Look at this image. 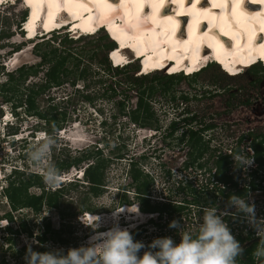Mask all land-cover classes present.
<instances>
[{
	"label": "rangeland",
	"instance_id": "1",
	"mask_svg": "<svg viewBox=\"0 0 264 264\" xmlns=\"http://www.w3.org/2000/svg\"><path fill=\"white\" fill-rule=\"evenodd\" d=\"M25 7V3L18 0H7L0 6V85L7 83L5 87L6 92H9L7 98H10L12 104H19L20 101L24 103L25 98L32 93L34 111L48 118L53 117V121L49 125L44 121L36 120L35 115L26 114V117L15 119L12 129H2L0 125V134L4 131L6 134L17 131L18 138L28 137L24 144L7 138L3 140L0 136V171L3 180L1 185L5 186L8 183V176L15 168L25 170L24 176L30 173L34 174L33 176L38 174L43 188L45 190L47 188L46 193L42 186H32L27 191L29 195H43L44 198L55 195L39 176V169L33 167L29 161L23 163L16 161L15 158L18 149H23V152L27 153L30 145L38 137L34 135L36 132H46V129H50V133L56 135L59 140L58 148L52 156L56 164L82 160L78 167L72 166L69 170L63 171L64 174H69L66 175L69 180L75 174L74 169L83 170L94 162L90 156H93L97 149L101 150L103 159L109 160L104 170L106 188L103 191L105 192L100 193L98 197L89 194V185L82 179L79 184L67 183L60 187L63 191L59 198L57 197L56 209L42 205L39 213H34L28 208L11 213L14 228L24 225L26 232L30 229L36 236L42 232L44 223L49 224L48 239H52L53 243H47V250L49 247L60 248L56 244L57 238L65 240L69 237L70 244L73 241L74 231L80 233L81 239L84 237L82 244L85 243L86 230L83 224L77 222L76 216L79 215L78 217L83 221V214L86 212L98 214L109 209L108 205L116 207L119 202V194L116 190L120 186L129 184L126 173L130 160L136 161L139 156H144L145 159L141 161L144 164L142 170L149 173L154 181L156 180V148H162L160 161L166 164V168L177 169L185 160L184 149L180 148L181 145L177 141L167 140L162 143L160 140L156 141V135L149 138L152 134H156V126L166 127L171 121L195 118V116L212 120L221 116L220 112H223L224 107L229 109L228 113L224 114L228 118L226 120L228 124H232L236 119L238 121L244 119L242 112L236 117L242 105H249L245 112L253 106L260 108L259 112L262 113L258 114L264 116V70L260 68L250 69L232 79L222 75L215 67L209 66L191 78L178 76L166 79L164 77L167 75L154 73L146 75L149 77L142 83L135 82L134 79H138L139 76L132 67L128 66L117 75L106 70L103 61L105 43L100 39V33L92 38L69 42L67 32L60 30L42 35L31 42L26 41L17 28ZM50 51H55V56L53 53L50 54ZM43 55L47 56L44 58ZM64 56L67 59L58 74V81L47 82L49 71L57 57ZM9 73L13 75L12 82L8 79ZM21 74L23 77H20ZM40 87L42 89H39ZM140 97H143L142 101L148 106L149 113L144 115L140 110L138 121L135 122L132 117L137 114ZM2 101L0 95V113L3 112L1 109L3 107L11 114L10 105ZM241 125L237 123L236 126L232 124L229 127L233 131V134L229 135L230 142L251 129L249 124ZM176 134H180V131ZM212 134L208 132L204 140ZM215 136L217 140L210 146L220 145L221 152L225 153L229 148L228 142H225L228 139L222 138V140L219 136ZM121 154L125 156L123 160L117 158ZM263 174L264 168L258 172L262 180ZM255 175L251 177L247 171L242 172L240 176L244 181H241V185L245 186L256 179ZM11 179L13 173L9 180ZM257 181H261L260 177ZM262 183L260 182V186ZM155 186L156 182H153L154 196H156ZM132 190L133 188H129L128 200L131 202V198H134ZM261 192L260 189L248 191L250 202L255 205L256 215L264 209ZM82 202H87L86 207L93 211H86L81 205ZM7 212L9 208L6 201L0 199V218H3ZM139 222L135 218V222L131 224ZM242 224L249 226L245 220ZM14 228H11V232L0 228V264H25L23 257L26 252V236H20L10 241L11 243L7 241ZM38 229L39 232L36 233ZM240 230L244 235L246 234L244 228ZM21 231L24 230L21 228ZM27 241L32 240L27 239ZM33 250L39 249L33 247Z\"/></svg>",
	"mask_w": 264,
	"mask_h": 264
},
{
	"label": "flooded vegetation",
	"instance_id": "2",
	"mask_svg": "<svg viewBox=\"0 0 264 264\" xmlns=\"http://www.w3.org/2000/svg\"><path fill=\"white\" fill-rule=\"evenodd\" d=\"M242 106L243 107L236 113V117H239L242 112L245 116L244 119L239 121L236 119V121L232 124L235 126L237 123L240 125L249 124V128L251 129L247 130L246 133L243 134H240L238 131V134L240 135L234 138L231 142V136L229 135L233 134V131L230 130L229 127L232 124H228L229 122L226 120L228 118H226L224 114H227L229 109L227 110L225 107L222 109L223 112H220L221 116L214 117L212 120H204L195 116V118H184L181 120L171 121L166 127H162L161 125L156 126V134H152L149 138L156 135V141L160 140L162 143L167 140L177 141L178 144L181 145L180 148L184 149L183 152L185 160L177 167V169L166 168V164L160 161L162 148H156L155 181L149 173L142 170L144 169V164L141 163V161L145 159L144 156H139V159L136 161L130 160L127 164L128 172L126 174L129 179V184L126 186H120V188L116 190V193L119 194V202L115 208L117 210H121L119 208L120 205L128 208V211L122 213L119 217V224L121 227H128L131 222H135V218L140 221L135 224V228L129 229L134 240L142 242L145 241V245H147L154 238L169 236L174 240V242L178 243L179 236L177 231L175 229L168 228L169 222L175 219L183 223L186 230L195 231L198 220L202 215L201 209L203 207L210 206L209 204L211 203L218 205L221 210H224L230 195H237V192H240L242 188L247 189L248 194V191L251 189V181L245 186L241 185V181H244L242 178L244 175L240 176V174L245 171H247L251 177L256 174L255 177L257 178L254 179V184L256 185V190H262L261 196L264 198V179L262 180L261 176L258 175V172H260L264 166L263 168H258L255 155L256 145H258L264 137V116L258 114L262 113V111L259 112L260 108L253 106V108H250L247 112H245L246 109L249 108V105ZM173 124H175L174 130L171 129ZM179 131L180 134H176ZM208 132L213 134L204 140V136L207 135ZM214 133L221 139H228L225 140V142H228L227 144L229 148L225 153L221 152L220 145L219 147L210 146L211 143L217 140ZM193 134L194 136L192 137ZM262 145L264 146V143ZM242 149L245 150L246 154L251 155L253 159V164L250 167H238L233 161L231 154L240 152ZM248 150H250V152H248ZM224 156H227V174L231 177V182L236 183L235 187H232L230 183L225 184L223 179L216 176V172L218 170L217 162ZM261 157L264 159V151L263 156ZM90 165L86 166L83 170L79 169V171H77L74 169L75 174L73 176L77 179L76 184H79V182L81 183L82 179L86 180L85 172ZM106 166H108V163L104 164V170ZM104 170L102 173L105 179ZM134 171H137L140 174V178L135 181L132 177ZM254 171L256 172L254 173ZM13 172L16 171L13 170L12 173ZM12 173L8 176V183ZM66 175H68V173L64 174L62 171L60 177L61 183L56 187H49L52 190L53 195L56 193L60 194L63 191V188L60 187L64 186V182L68 183L70 181L66 178ZM258 177H260L261 181H257ZM104 179L101 184L97 185L98 193L96 195L92 194V196L98 197L100 193L105 192L103 191L106 188L104 185ZM1 182L0 188L3 189L2 196H4L8 183L5 187L1 185ZM153 182H156V196H154L152 192ZM260 182H263L261 186ZM137 184L146 188L144 189V187H141L144 190H141L140 192L137 190ZM88 185L90 194L92 193L91 191H93L91 189L93 185L90 183H88ZM220 186H223V188L221 189ZM41 188H43V186ZM129 188H133L132 193L134 198H131L132 202L128 200ZM43 191L46 192L47 188L46 190L43 188ZM252 197H254V195ZM46 198H44V201H46ZM134 204L138 205L140 213L139 217H137L135 213L131 212L135 211ZM146 204H148V206ZM43 206L49 208L46 203H44ZM57 207L58 206L51 207L49 209H56ZM144 208H151L153 211H148ZM227 210L229 214L226 215L224 219L237 240L240 235L245 238V236H247V232L249 231H252L253 239L257 238L254 230L250 226L242 224V222H244V220L246 221V219L241 214H236L235 210L231 208H228ZM91 211H93V209H91ZM262 211L264 212V209ZM262 211L259 212L258 215L255 214L257 219H264ZM93 215L103 217V226L98 229L99 231H104L107 227L111 226L112 220L110 209H105L103 212L98 214L94 213ZM78 216L79 215L76 216L77 222L79 221L81 224H83L82 222L88 223L87 221H89V215L87 212L83 214V221ZM104 222H108V224H104ZM46 225L49 224L44 223L41 234L42 251L47 250V243H53L52 239H48L49 232L46 231ZM242 228L246 231L245 235L240 230ZM247 228L249 230H246ZM84 229L86 230L84 233L85 240H87L92 233L89 228L85 227V225ZM72 235L73 241L70 244L69 237L65 240L63 238L55 239L57 241L56 244L65 250H67L69 246H80L84 241V237L81 239L80 233L77 231H74ZM253 239L241 243V246L243 247V245L246 246V244H250ZM241 258L242 257L239 258V262L241 261Z\"/></svg>",
	"mask_w": 264,
	"mask_h": 264
},
{
	"label": "clouds",
	"instance_id": "3",
	"mask_svg": "<svg viewBox=\"0 0 264 264\" xmlns=\"http://www.w3.org/2000/svg\"><path fill=\"white\" fill-rule=\"evenodd\" d=\"M2 2L4 3L6 1ZM29 12L28 7L26 6L25 18L19 23V34L28 42L39 39L42 35L51 34L54 31L59 32L60 30L67 32L68 37L75 40V42L83 39L84 37H94L103 32L114 43V45L106 52V57L112 68H125L133 65L137 66L136 72L138 76L163 73L167 75V77L183 76L185 78L194 77L201 71L200 70L199 72H195L191 75H186L181 72L169 75L166 72L159 70L142 73V62L134 59L132 53L125 50L120 52L123 57L121 58L122 61L115 63L113 58H111V52L112 50H115L116 44L107 32L101 30L94 34H79L78 32L71 33V29L67 27L71 21L67 16L64 17L62 19L64 21L60 23V25H63L64 27L46 32L43 30L44 27L39 25L36 27L37 29H34L32 36L28 37L29 31L26 29V22ZM124 59L127 64H122ZM207 67L208 66L205 68ZM219 70L222 71L220 68ZM1 109L3 110V112L0 113V125H2V129H12L15 121L26 115L20 107L16 109L17 114H14L12 111L11 114L8 113L3 107H1ZM36 120L39 119L36 118ZM39 121L37 122L40 123ZM34 135L38 137L33 144L30 145L27 153L23 152V149H18L16 151V161L23 163H27V161H29L33 167L40 170L39 176L42 177L44 183H46L50 188L56 187L61 183V172L55 161L52 159V156L58 148L59 140L56 135L46 133L45 131L42 133L36 132ZM0 136L3 140L7 138L12 139V141L16 143L24 142V144L25 140L28 139L26 136L25 138H18L17 131L11 134L8 132L6 134L4 131V133L0 134ZM32 137H30V139H32ZM248 152H250V150H248ZM231 155L234 163L238 167L246 168L253 164L251 155L246 154L244 149ZM13 170L20 173H26L25 170H16L15 168ZM26 170H28L27 167ZM35 175L38 176V174ZM1 181L2 178L0 171V182ZM76 182L77 179H75L74 176H71L68 183ZM65 184L67 183L64 182V185ZM220 187L221 189L223 188V186ZM2 191L3 189L0 188V199H4L6 201L5 197L2 196ZM209 205L210 206H205L201 209L202 215L198 220L195 231L186 230L183 223L175 219L169 222L168 228L175 229L177 231L179 236L178 243L174 242V240L169 236L154 238L147 245H145L142 241L134 240L129 229L135 228L136 225L129 224L128 227H121L119 224L120 215L128 211V208L121 205L119 206L121 210H117L112 205L107 206V208L111 209L112 223L111 226L107 227L104 231L98 230L103 226V218L101 216L88 213V223H82L85 227L91 230L92 234L88 237L84 244L78 247H70L67 250L63 248L49 247L48 250L42 251V232H39V229L36 231V233H40L39 236L34 235L30 229L28 232L21 231L20 227L14 228V222H10L4 217L0 218V228L4 231H8V228L15 229L13 233L8 236V239L6 238L9 243H11L10 241L23 235L26 236L27 239L32 240L28 242L25 238L26 252L23 257L25 264H238L239 258L242 257L244 249L241 246V243L232 234L227 222L224 219V217L229 214L227 209L231 208L235 210L236 214H241L246 219L249 226L254 230L255 235L258 238V242L251 252V258L254 264H264V219L256 218L255 205L250 202V195L247 193L242 196L234 194L230 195L224 210H221L216 204L210 203ZM134 207L135 211L131 212L135 213L136 216L139 217L140 213L138 205L135 204ZM33 244V247H37L39 250L34 251L32 247Z\"/></svg>",
	"mask_w": 264,
	"mask_h": 264
},
{
	"label": "bare ground",
	"instance_id": "4",
	"mask_svg": "<svg viewBox=\"0 0 264 264\" xmlns=\"http://www.w3.org/2000/svg\"><path fill=\"white\" fill-rule=\"evenodd\" d=\"M0 0V6L3 3ZM128 0H22L29 9L26 22L28 37L39 26L41 11L44 28L52 31L64 17L74 23L72 29L89 26L92 20L105 24L114 39L143 55L142 73L157 70L163 58L192 64L206 62L208 55L219 61L226 74L239 72L236 64L250 65L257 57L264 61V0H148L149 12L127 6ZM136 3L146 0H129ZM200 1V4H196ZM171 7H170V3ZM230 8L228 9L229 5ZM163 5V6H162ZM246 5V6H245ZM216 8V10L210 8ZM170 8V9H169ZM174 13V16L169 15ZM56 17V19H55ZM176 25V26H175ZM183 25H187L184 36ZM179 26V28H177ZM92 25L88 27L91 29ZM106 31V28H102ZM187 38L186 40H184ZM206 50L202 57L195 52L198 44ZM115 63L122 60L117 52ZM189 68L187 70H192ZM176 72V66L169 69Z\"/></svg>",
	"mask_w": 264,
	"mask_h": 264
},
{
	"label": "trees",
	"instance_id": "5",
	"mask_svg": "<svg viewBox=\"0 0 264 264\" xmlns=\"http://www.w3.org/2000/svg\"><path fill=\"white\" fill-rule=\"evenodd\" d=\"M22 17H21V21L25 18V11H22ZM18 30H19V25H18ZM101 40L104 41L105 43V52H104V58L103 61L106 64V70H108L109 72L114 73L115 75L122 73V71H124V69L128 68H112L110 66V63L106 57V52L108 49H110L114 43L105 35V33L101 32ZM87 38H92V37H84L83 39H87ZM69 42H74L75 40L69 39L67 40ZM50 54L53 53L55 56V51H50ZM47 55H43V57L45 58ZM67 57H57V60L55 61V64L53 65V67L50 69L48 77H49V81L52 82H57L58 79V74L61 71V69H63V66L65 65V61H66ZM209 66H213L215 67L220 73H222V75L227 76L225 73H223L222 71L219 70L218 66L216 64H212V65H208ZM129 67L133 68V71L136 72L137 71V66H133L130 65ZM207 67V68H208ZM207 68L201 70L199 73H197L196 75L200 74L202 71L206 70ZM256 68H260L261 70H264L263 67L257 65L254 66L250 69H256ZM23 69V68H22ZM21 69V70H22ZM248 69V70H250ZM247 70V71H248ZM195 75V76H196ZM8 79L9 81L12 82L13 80V75L11 73L8 74ZM20 77H23V74L20 75ZM149 76H139L138 79H134V81L138 82L140 81V83H142L143 81H146V79ZM178 77V76H177ZM183 77V76H180ZM229 79L232 78H236V77H230L227 76ZM164 78L166 79H171L173 77H167L165 76ZM185 78V77H183ZM134 82V83H135ZM7 84V83H6ZM6 84H3L0 86V95L3 98V103L9 104L10 105V110L14 113H16V109L20 107V109L23 110V112L25 114H32L35 115L40 121H44L47 124H51V121H53V117L48 118L46 115H42L40 112L34 111V107H33V96L32 93L29 94V96H27L25 98V100L23 101L24 103H21L22 101L19 102V104H12L10 102V98H7L9 92H6ZM39 89H42V87H40ZM2 93V94H1ZM86 100H89L87 97H85ZM143 97H140L139 102H138V111L136 112L137 114L133 115V121L137 122L138 121V117H139V113L140 110H142V112L144 113V115H147L149 113V109L148 106L146 104L143 103ZM172 130L175 129V124L172 125L171 127ZM47 133H50V129H46ZM194 136V134L192 135V137ZM264 143V137L261 139V141L259 142L258 145H256V149H255V155H256V162L258 163V168H263L264 166V159H262L261 156H263V151H264V146L262 145ZM119 156V157H118ZM117 158L118 159H123L124 155H118ZM92 160H94V162L88 167V169L85 172V177L87 180V183H90L93 185V187L91 188L93 191L92 194L96 195L98 193L97 191V185L101 184L104 177H103V170H104V164L105 163H109V160H105L102 158V154L100 152V150L95 151L94 155L90 156ZM90 157H87V159H90ZM86 159V160H87ZM82 160H72V161H68L67 163H63L62 165L57 164V166H59L60 171H64V170H68L70 167H76L79 165V163ZM218 163V170L216 172V176L223 179V182L226 183H230L231 186L235 187L236 183L231 182V177L227 174L228 172V168H227V156L221 157L220 160L217 162ZM256 171H254L255 173ZM34 174H28L26 176H24V173H19V172H13V179L9 180L8 183V187L4 192V197L7 201V205L9 208V212H7L4 215V218L7 219L10 222H13V218L11 213L12 212H17L19 210H23V209H30L32 210L34 213H38L42 207V205L44 203H46V205L51 208V207H56L57 206V197L60 196V194H55L54 196H49L48 198H46V201H44V196L43 195H39V196H33V195H29L28 194V189L32 186H37V187H41L42 183L41 180L38 178V176H33ZM15 176V177H14ZM12 177V176H11ZM133 180H138L140 178V174L137 171H134L133 174ZM251 185V190H256V185L254 184V179L251 181L250 183ZM137 190L141 192V190L143 191L146 187L142 186V185H138L137 184ZM146 186V185H145ZM141 187H144L141 188ZM247 193V189H241L240 192H237V195L242 196L245 195ZM87 202H82L81 205L83 206V208L87 211H91V209L89 207H86ZM148 206V204H146ZM145 210L148 211H153V209L151 208H144ZM263 212V211H262ZM263 216H264V212H263ZM2 218V217H1ZM264 218V217H263ZM20 228H22V230L25 231L24 225L20 226ZM46 231H49V225L45 226ZM252 230V229H251ZM8 231L11 232V228H8ZM240 237V238H239ZM238 237V241L240 243H243L245 241H248L250 239H253L252 237V231L247 232V236H245V238H243L241 235ZM258 242V238L253 239L250 244H246V246L243 245V255L241 258V261L239 262V264H254L252 258H251V252L254 249V247L256 246Z\"/></svg>",
	"mask_w": 264,
	"mask_h": 264
},
{
	"label": "snow or ice",
	"instance_id": "6",
	"mask_svg": "<svg viewBox=\"0 0 264 264\" xmlns=\"http://www.w3.org/2000/svg\"><path fill=\"white\" fill-rule=\"evenodd\" d=\"M163 6V5H162Z\"/></svg>",
	"mask_w": 264,
	"mask_h": 264
}]
</instances>
